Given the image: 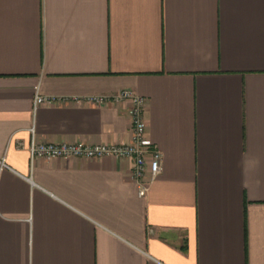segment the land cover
Masks as SVG:
<instances>
[{
	"label": "crops",
	"instance_id": "1",
	"mask_svg": "<svg viewBox=\"0 0 264 264\" xmlns=\"http://www.w3.org/2000/svg\"><path fill=\"white\" fill-rule=\"evenodd\" d=\"M121 89L162 154L143 194L128 158L30 159L129 141V100L87 101ZM2 158L0 264H264V0H0Z\"/></svg>",
	"mask_w": 264,
	"mask_h": 264
},
{
	"label": "built area",
	"instance_id": "2",
	"mask_svg": "<svg viewBox=\"0 0 264 264\" xmlns=\"http://www.w3.org/2000/svg\"><path fill=\"white\" fill-rule=\"evenodd\" d=\"M63 97L36 93L33 98V109L41 104H52L63 100ZM129 100L128 110L131 125L130 140L124 143H88L82 140L50 142L36 141L33 137L27 146L30 159L41 157L45 159H97L113 156L119 159L132 160V175L143 194L147 183L154 179L160 169L161 152L147 134V124L144 118L146 97L131 89H121L112 95H95L87 97V101L104 103L107 101L121 102ZM34 133L33 126L30 128ZM1 164L4 158L0 159Z\"/></svg>",
	"mask_w": 264,
	"mask_h": 264
}]
</instances>
